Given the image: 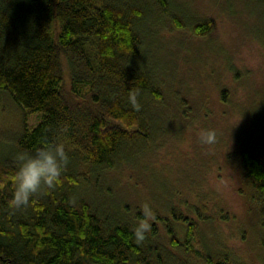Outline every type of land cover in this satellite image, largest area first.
Here are the masks:
<instances>
[{
    "label": "trees",
    "instance_id": "1",
    "mask_svg": "<svg viewBox=\"0 0 264 264\" xmlns=\"http://www.w3.org/2000/svg\"><path fill=\"white\" fill-rule=\"evenodd\" d=\"M170 5L171 0H0V89L24 113L41 112L32 126L23 119L16 146L33 151L60 142L69 156L50 197L35 196L15 211L8 205L14 161L0 157L5 185L0 188V264H189L181 251L205 264H243L232 254L234 261L218 256L224 251L197 252L198 222L186 213L172 211L183 237L175 234L176 221L153 213L150 231L137 242L132 228L135 217L145 219L140 210L125 216L124 207L110 204L85 171L82 182H75L79 162L96 174L128 158L136 143L158 129L162 92L142 49L139 21L146 12H167ZM210 28L209 19L193 22L197 34ZM137 90L139 111L128 103L129 93ZM185 103L179 97V112L187 117L191 110ZM234 159L238 178L251 185V200L264 214V141L241 146ZM62 185L85 188L72 200L58 192ZM199 213L203 220L209 216Z\"/></svg>",
    "mask_w": 264,
    "mask_h": 264
},
{
    "label": "rangeland",
    "instance_id": "2",
    "mask_svg": "<svg viewBox=\"0 0 264 264\" xmlns=\"http://www.w3.org/2000/svg\"><path fill=\"white\" fill-rule=\"evenodd\" d=\"M202 19L211 20V28L197 34L193 22ZM139 26L142 49L162 92L163 107L154 122L158 129L136 143L128 158L96 174L79 162L73 172L80 181L75 182H82L85 171L110 204L124 207L125 216L148 205L152 215L168 217L172 224L177 220L172 211L186 213L198 222L197 252L224 251L218 256L264 264V214L251 200V185L233 168L241 146L264 141V0H171L167 12H146ZM179 97L191 110L187 117L179 112ZM40 116L39 111L24 113L0 89V157L8 160L20 151L16 139L23 119L32 126ZM203 130L216 131L215 144L199 142ZM84 188L62 185L58 192L75 200ZM49 192L36 196L49 198ZM201 211L209 215L206 220ZM173 224L183 237L180 222ZM180 254L189 264H205L203 258Z\"/></svg>",
    "mask_w": 264,
    "mask_h": 264
},
{
    "label": "clouds",
    "instance_id": "3",
    "mask_svg": "<svg viewBox=\"0 0 264 264\" xmlns=\"http://www.w3.org/2000/svg\"><path fill=\"white\" fill-rule=\"evenodd\" d=\"M139 94L137 90L128 95V103L137 111L140 109ZM216 141L215 130H203L199 133V142L202 145H213ZM13 161L15 165L12 177L13 190L8 205L11 210L15 211L27 207L33 197L56 186L69 163V156L64 144L47 142L33 151L16 152ZM4 186L3 183H0V188ZM142 213L145 219L132 228L137 242L145 239L151 229L148 221L154 219L150 206L144 205Z\"/></svg>",
    "mask_w": 264,
    "mask_h": 264
}]
</instances>
